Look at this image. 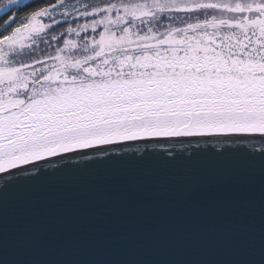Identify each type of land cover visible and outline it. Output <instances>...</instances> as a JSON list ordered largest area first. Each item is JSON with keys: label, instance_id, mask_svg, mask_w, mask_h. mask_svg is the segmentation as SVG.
I'll list each match as a JSON object with an SVG mask.
<instances>
[{"label": "snow or ice", "instance_id": "1", "mask_svg": "<svg viewBox=\"0 0 264 264\" xmlns=\"http://www.w3.org/2000/svg\"><path fill=\"white\" fill-rule=\"evenodd\" d=\"M203 160L223 198L127 185L10 241L9 189ZM0 264H264V0H0Z\"/></svg>", "mask_w": 264, "mask_h": 264}, {"label": "water", "instance_id": "2", "mask_svg": "<svg viewBox=\"0 0 264 264\" xmlns=\"http://www.w3.org/2000/svg\"><path fill=\"white\" fill-rule=\"evenodd\" d=\"M235 162L203 160L191 165L178 164L172 168L147 166H109L97 174L66 173L60 177H49L36 185H21L9 189L7 217L10 241L16 250L24 253L22 241L27 226L38 210L47 204H59L70 200L99 197L108 190L112 201L119 196V189L127 185L161 189L163 195L152 197V203L179 210L184 193L194 181L207 185L200 193L204 199L223 198L224 189L209 183L222 169L234 166Z\"/></svg>", "mask_w": 264, "mask_h": 264}]
</instances>
